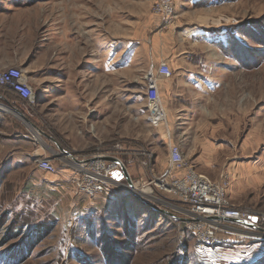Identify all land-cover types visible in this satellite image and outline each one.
I'll return each instance as SVG.
<instances>
[{"label":"rangeland","instance_id":"1","mask_svg":"<svg viewBox=\"0 0 264 264\" xmlns=\"http://www.w3.org/2000/svg\"><path fill=\"white\" fill-rule=\"evenodd\" d=\"M217 1L206 14L219 20L189 36V48L228 51L227 109H213L192 123L195 137L182 139L184 155L197 172L227 187L232 205L264 215V0ZM156 2L0 0V63L18 60L12 65L28 72L35 93L20 109H0V264H264V223L255 229L259 234L204 244L182 211L169 204L183 205L150 183L169 167V139L178 141L164 123L145 118V78L156 73L154 61L163 49L156 38L164 29L161 41L172 53L173 43L181 44L180 31L198 26L174 24L177 0L170 15L157 13ZM196 5L204 7V0ZM98 65L113 69L107 73L111 88L116 80L115 94L110 89L116 109L110 135L92 127L91 99L76 111L51 95L70 76L62 67ZM108 84L101 76L99 96L109 94ZM31 128L51 146L45 151L56 173L35 162L32 153L44 147ZM114 150L128 160L129 172L141 170L140 184L135 180L141 176H130L136 188H151L157 199L148 201L172 215L120 187L97 198L81 194L71 181L72 169L62 171L68 156L78 160Z\"/></svg>","mask_w":264,"mask_h":264},{"label":"crops","instance_id":"2","mask_svg":"<svg viewBox=\"0 0 264 264\" xmlns=\"http://www.w3.org/2000/svg\"><path fill=\"white\" fill-rule=\"evenodd\" d=\"M202 1L203 0H177L175 16L173 19L174 24L181 25L183 23H196L195 25L198 26H195L196 29L192 30L191 32H189V30L180 31L179 38L181 39V44H175L174 42L172 46L174 51L172 53L166 52V50L169 48V45L166 44L165 40L161 41V39L165 38L164 29L158 33L156 38L159 46H163L162 54L160 52L154 61V64H157L156 69L162 61H165L170 65L173 72L170 78H158L159 93L162 99L163 108L165 109L166 113L167 122L164 124L166 126L165 128L169 129L171 132V137L174 139V141L175 139L178 140L175 142L180 146L184 154H186V149L182 139L186 136L188 138L195 137H193L191 132V126L193 125L192 123H197L198 121L200 122L205 113L208 112L209 114H212L213 109L216 112L222 113V109L224 107L227 109V102L229 99L228 82L230 70L228 66V57L224 54L225 52L218 48H189L191 42L189 36L192 35L193 37L194 33L198 35L200 31H204L205 28L202 27H206V22H208L209 25L211 20H219L218 18H215L211 15L207 16L208 14H206L207 12H212L213 7H217L216 5L219 2L217 0H209V4L206 5L204 0V7H196V4H199ZM188 8L189 11L187 12L186 9ZM196 39H199V37ZM130 60L131 59L129 57L128 68L132 66ZM12 64H19V61L11 60L8 62L7 66H4L2 63H0V71L9 66H13ZM61 70H66L70 76H65L66 78H63L65 80L62 79L60 84H56L55 87L52 88L51 95H53L52 97L54 101L61 100L60 102H62V106H76L77 108L75 110L79 111L80 107L86 106L91 99L93 102V114L91 117L92 127L94 130H96V127L98 129L102 128L103 132H108L110 135L113 131V122L116 119V109H111V107L114 105V101L111 99L110 89H112L115 94L116 80H112L111 88V75L107 73L112 72L113 69L98 65L88 69L68 66L64 68L62 67ZM84 74H90L91 79L88 80ZM101 76L109 78L108 95L105 93L103 96H99L101 90ZM30 83L32 84L31 78ZM86 85L89 87L86 88ZM22 101L24 100L13 91L0 88L1 110H4L3 108L6 109L9 106L15 110L20 109V102ZM145 118L148 120L147 117ZM86 119L87 117L85 116V121ZM189 133L192 134V137L189 135ZM110 141L113 140L110 139ZM192 142L195 145V141L192 140ZM194 145H192L193 148L196 146ZM56 147H58V145H56ZM49 148L51 150V146ZM99 154H104L105 157L119 158L126 165L128 170V160L120 157L116 150H114V152L108 151V153L106 152ZM96 155L97 154L93 153L78 160H73L70 158V156H68L63 162L81 161L86 158H94ZM32 156L34 158L36 156L48 157L46 151L41 149V147L36 148V150H34L32 153ZM125 161H127V164ZM68 170H71V168L64 167L62 169L63 172H67ZM139 172L141 174L136 173L137 175L135 173L129 172L131 177L132 175L133 177L141 176L135 180L138 181V184H140L141 181H144L142 179L141 170ZM110 193L111 192H106L105 194L107 195Z\"/></svg>","mask_w":264,"mask_h":264},{"label":"built area","instance_id":"3","mask_svg":"<svg viewBox=\"0 0 264 264\" xmlns=\"http://www.w3.org/2000/svg\"><path fill=\"white\" fill-rule=\"evenodd\" d=\"M156 3L157 13L165 12L168 15L172 13V0H158ZM155 72V74L151 72L146 76L145 84L148 103L147 118L158 126L167 122L159 93L158 78H170L173 72L165 61L159 64ZM0 88L13 91L26 102L32 103L35 97L28 73L19 66H9L0 71ZM169 140V167L164 174L154 176L150 183L155 184L159 192L169 195L170 198L183 205L177 207L169 204L177 212L182 211L180 213L185 216L196 238L204 244L218 246L228 242V237L232 235L259 234L248 224L261 228L264 215L232 205L227 198V187L197 172L187 163L180 146L173 143L171 139ZM34 159L39 168L48 173L57 172V167L50 157L36 156ZM143 162L148 164L147 161L143 160ZM63 164L65 168L72 169L74 176L71 181L81 194L97 198L115 187L128 191L126 180L119 179L122 175L121 166L115 160L106 159L104 154H97L94 158H86L77 162L65 161ZM254 217L257 218L256 222L253 221Z\"/></svg>","mask_w":264,"mask_h":264},{"label":"water","instance_id":"4","mask_svg":"<svg viewBox=\"0 0 264 264\" xmlns=\"http://www.w3.org/2000/svg\"><path fill=\"white\" fill-rule=\"evenodd\" d=\"M33 130L35 131L34 128H31V132L34 134ZM35 135V134H34ZM106 159L108 160H115L119 163V165L121 166V170H122V175H120L119 179H125L127 184H128V187L127 190L132 194V196L136 199H139L140 201H142L143 203H145L146 205H148L150 208L154 209L155 211H158L159 213H165V214H170L172 215V213H170L169 211L165 210V209H162L160 208L158 205L154 204V203H151L148 201V199L150 197L148 196H145L144 194H141L140 191L136 190V185L133 183L132 179L130 178V174L127 170V167L126 165L119 159V158H116V157H106ZM116 176V174H115ZM152 199V198H151ZM253 221L256 222L257 221V218L254 217L253 218ZM236 222H239V221H236ZM241 224H246L244 222H239ZM251 228H254V229H258V227L254 224H248Z\"/></svg>","mask_w":264,"mask_h":264},{"label":"bare ground","instance_id":"5","mask_svg":"<svg viewBox=\"0 0 264 264\" xmlns=\"http://www.w3.org/2000/svg\"><path fill=\"white\" fill-rule=\"evenodd\" d=\"M8 110V109H7ZM33 132H34V134H36L35 136H36V138L39 140V142L42 144H45L46 146H44L43 144H42V146L44 147V150L45 149H50L49 147V145L48 144H46L43 140H42V138H41V136H40V134L38 133V131H34L33 130ZM136 190H138L137 188H135ZM138 191H140V193L141 194H144V195H146V196H148V197H150V198H153L154 200H156L157 198H155L154 196H153V193H152V189L151 188H142V189H139ZM162 202V201H161Z\"/></svg>","mask_w":264,"mask_h":264},{"label":"trees","instance_id":"6","mask_svg":"<svg viewBox=\"0 0 264 264\" xmlns=\"http://www.w3.org/2000/svg\"><path fill=\"white\" fill-rule=\"evenodd\" d=\"M225 54H229L228 51L224 50ZM127 164V163H126ZM131 195V194H130ZM132 196V195H131Z\"/></svg>","mask_w":264,"mask_h":264}]
</instances>
